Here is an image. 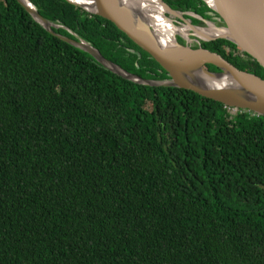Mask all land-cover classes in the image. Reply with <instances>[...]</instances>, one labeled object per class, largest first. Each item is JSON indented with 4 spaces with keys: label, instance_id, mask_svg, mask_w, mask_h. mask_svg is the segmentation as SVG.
Instances as JSON below:
<instances>
[{
    "label": "trees",
    "instance_id": "1",
    "mask_svg": "<svg viewBox=\"0 0 264 264\" xmlns=\"http://www.w3.org/2000/svg\"><path fill=\"white\" fill-rule=\"evenodd\" d=\"M29 1L67 29L56 34L169 79L111 22ZM163 1L219 18L201 0ZM202 48L264 79L233 43ZM0 264H264V117L125 80L0 0Z\"/></svg>",
    "mask_w": 264,
    "mask_h": 264
},
{
    "label": "water",
    "instance_id": "2",
    "mask_svg": "<svg viewBox=\"0 0 264 264\" xmlns=\"http://www.w3.org/2000/svg\"><path fill=\"white\" fill-rule=\"evenodd\" d=\"M17 1L49 34L88 53L108 71L125 80L148 87H173L192 91L228 108L247 110L257 116L264 117V79L255 74L241 71L219 54L202 48V43L218 39L227 40L264 69V0H201L211 11L218 14L219 18L213 21L202 20L191 12L180 13L172 10L163 0H158L165 9V18L171 21L173 26L179 27L174 20L169 18L170 16L180 18L186 24L184 26H187V29L191 31L187 30V35L176 34L185 42L180 43L175 35L174 44L167 46L158 39L154 28L146 24L140 14L137 15L132 10V0H90L93 6L92 11L86 10L71 0H66L87 13L111 22L138 48L149 54L169 77V79L157 81L145 80L122 70L75 34L73 35L74 39L56 34L53 29L65 28L43 18L29 0H26L29 5L23 3L22 0ZM184 15L200 20L203 23L202 26L207 29L195 26L188 21L185 22ZM217 24L220 27H217ZM211 26L214 27L216 35L204 37L198 33L199 31L207 33ZM68 32L72 33L70 30ZM188 35L193 36L192 40L197 43L196 48L189 44ZM207 65H212L219 71L211 72L206 69ZM198 71L208 75V82L214 85H206L203 80L194 84L184 78L185 75Z\"/></svg>",
    "mask_w": 264,
    "mask_h": 264
},
{
    "label": "bare ground",
    "instance_id": "3",
    "mask_svg": "<svg viewBox=\"0 0 264 264\" xmlns=\"http://www.w3.org/2000/svg\"><path fill=\"white\" fill-rule=\"evenodd\" d=\"M71 1L88 11L93 10L90 0ZM22 2L26 5H29L26 0H22ZM131 4L133 7L132 10L137 13V15L140 14L142 20L154 28L158 39L166 46L174 44L176 34L179 33L182 35H187V26L175 27L172 25L171 21L165 18V9L160 5L158 0H132ZM198 33L204 37H212L216 35V31L212 26L210 27V30L207 31V33H202V31H199ZM184 78L186 80L192 81L194 84H196V82L199 80H203L206 82V85H214L208 82L209 76L202 71L185 75Z\"/></svg>",
    "mask_w": 264,
    "mask_h": 264
},
{
    "label": "rangeland",
    "instance_id": "4",
    "mask_svg": "<svg viewBox=\"0 0 264 264\" xmlns=\"http://www.w3.org/2000/svg\"><path fill=\"white\" fill-rule=\"evenodd\" d=\"M169 17V16H168ZM172 21L174 20V22H175V24L177 25V26H179V27H185L184 25H186L185 23H183V22H180V23H177V17H174V16H170L169 17ZM196 19V18H195ZM195 26H199V27H202V28H205V29H207V27H205V26H202V25H195ZM217 27H220L218 24H217ZM187 32V31H186ZM188 32H191L190 30H188ZM176 38H180L178 35H176ZM188 39H189V44L190 45H192L194 48H196L197 47V43H196V41L195 40H192L193 39V36L192 35H188ZM183 40V39H182ZM183 42H185L184 40H183Z\"/></svg>",
    "mask_w": 264,
    "mask_h": 264
},
{
    "label": "flooded vegetation",
    "instance_id": "5",
    "mask_svg": "<svg viewBox=\"0 0 264 264\" xmlns=\"http://www.w3.org/2000/svg\"><path fill=\"white\" fill-rule=\"evenodd\" d=\"M180 13H182V12H180ZM185 13H190V12H185ZM186 16H187V15H186ZM174 17H176V16H174ZM177 20H178L177 23L184 22V21L180 20V18H178V17H177ZM184 20H185V22L188 21V22L191 23V24L193 23V22L191 21V19L185 17V15H184ZM177 39H178V38H177ZM179 39L183 42V40H182L181 38H179Z\"/></svg>",
    "mask_w": 264,
    "mask_h": 264
},
{
    "label": "built area",
    "instance_id": "6",
    "mask_svg": "<svg viewBox=\"0 0 264 264\" xmlns=\"http://www.w3.org/2000/svg\"><path fill=\"white\" fill-rule=\"evenodd\" d=\"M227 108H228V107H227ZM228 109H230V110H231V112H232V113H234V114H235L236 112H238V110H236V109H233V108H228Z\"/></svg>",
    "mask_w": 264,
    "mask_h": 264
}]
</instances>
